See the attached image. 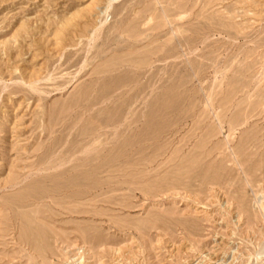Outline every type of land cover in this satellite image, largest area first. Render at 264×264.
<instances>
[{"label": "rangeland", "instance_id": "374dc122", "mask_svg": "<svg viewBox=\"0 0 264 264\" xmlns=\"http://www.w3.org/2000/svg\"><path fill=\"white\" fill-rule=\"evenodd\" d=\"M263 258L264 0H0V264Z\"/></svg>", "mask_w": 264, "mask_h": 264}, {"label": "bare ground", "instance_id": "6f19581e", "mask_svg": "<svg viewBox=\"0 0 264 264\" xmlns=\"http://www.w3.org/2000/svg\"><path fill=\"white\" fill-rule=\"evenodd\" d=\"M260 258H261V257H260ZM257 259H258V257H257ZM257 259H256V260H257ZM263 259H264V258H263ZM263 259H262V260H263ZM260 260H261V259H260Z\"/></svg>", "mask_w": 264, "mask_h": 264}]
</instances>
